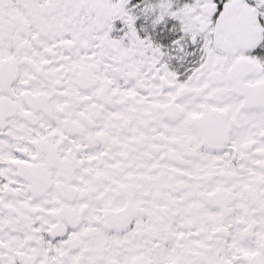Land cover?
I'll return each mask as SVG.
<instances>
[{
	"label": "snow or ice",
	"instance_id": "1",
	"mask_svg": "<svg viewBox=\"0 0 264 264\" xmlns=\"http://www.w3.org/2000/svg\"><path fill=\"white\" fill-rule=\"evenodd\" d=\"M0 264H264V0H0Z\"/></svg>",
	"mask_w": 264,
	"mask_h": 264
}]
</instances>
